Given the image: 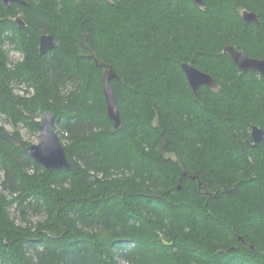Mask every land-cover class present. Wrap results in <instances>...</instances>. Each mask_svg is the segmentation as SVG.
<instances>
[{"label":"trees","instance_id":"trees-1","mask_svg":"<svg viewBox=\"0 0 264 264\" xmlns=\"http://www.w3.org/2000/svg\"><path fill=\"white\" fill-rule=\"evenodd\" d=\"M24 1L0 0V129L29 144L53 112L72 168L0 139V264H264V77L223 51L264 58V0ZM182 63L218 88L194 93Z\"/></svg>","mask_w":264,"mask_h":264},{"label":"water","instance_id":"water-1","mask_svg":"<svg viewBox=\"0 0 264 264\" xmlns=\"http://www.w3.org/2000/svg\"><path fill=\"white\" fill-rule=\"evenodd\" d=\"M1 1L5 4L16 2L22 6L28 5L24 0ZM193 1L199 6L202 4V0ZM241 16L244 22H259L257 14L253 11L243 10ZM13 20L18 27L25 25L20 15H17ZM54 46L55 41L51 34L43 33L39 36V51L41 53L52 49ZM223 51L229 55L239 72L250 70L257 71L264 77V58L250 57L245 51L236 49L233 45H225ZM95 62L104 68L102 75V92L106 102V115L113 122V128L116 130L121 125V119L110 81L117 78V74L110 65L98 63L96 59ZM181 67L194 93L201 85H205L210 89H217V83L208 73L201 71L190 63H182ZM54 119V113L51 111L46 110L41 114V118L39 119V138L36 143L26 144L22 139L14 136L8 131H2L1 129L0 139L20 146L30 158L48 172L70 170L72 168V163L68 159L65 148L54 128ZM250 136L252 140L251 146L256 147L262 142L264 132L260 127L251 125ZM183 175H185V173H183ZM239 239L241 240V237Z\"/></svg>","mask_w":264,"mask_h":264},{"label":"rangeland","instance_id":"rangeland-1","mask_svg":"<svg viewBox=\"0 0 264 264\" xmlns=\"http://www.w3.org/2000/svg\"><path fill=\"white\" fill-rule=\"evenodd\" d=\"M8 58L10 61L14 62L16 60H19L21 58V55L17 51H14L13 49L9 48ZM15 91L17 93L21 94V93H23V88H21V87L16 88ZM40 118H41V116H40ZM0 125H2L8 131L12 130V127L10 126V124L7 122H4L1 118H0ZM21 134L24 137V139L31 141V143H36L38 141V138H39V134H38V136L37 135H31L26 128L21 129Z\"/></svg>","mask_w":264,"mask_h":264},{"label":"flooded vegetation","instance_id":"flooded-vegetation-1","mask_svg":"<svg viewBox=\"0 0 264 264\" xmlns=\"http://www.w3.org/2000/svg\"><path fill=\"white\" fill-rule=\"evenodd\" d=\"M218 88V87H217ZM214 90H216V89H214ZM250 138H251V136H250ZM251 143H252V140H251ZM251 145V144H250Z\"/></svg>","mask_w":264,"mask_h":264}]
</instances>
